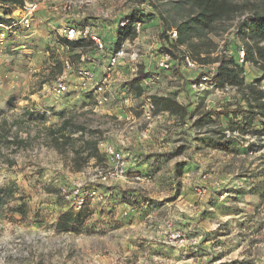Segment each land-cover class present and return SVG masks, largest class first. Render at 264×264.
Masks as SVG:
<instances>
[{
    "label": "rangeland",
    "instance_id": "1",
    "mask_svg": "<svg viewBox=\"0 0 264 264\" xmlns=\"http://www.w3.org/2000/svg\"><path fill=\"white\" fill-rule=\"evenodd\" d=\"M231 1L245 7L241 14L177 48L161 35L198 15L189 0H25L37 6L31 27H0V187L14 189L0 208V264H264V116L255 117L246 132L240 122L252 108L264 111V104L253 98L246 104L238 88L222 98L208 93L199 98L191 88L195 72L177 69L169 76L155 66L168 47L177 57L198 47L205 62L195 58L205 65H212L222 51L237 60V50L244 47L241 25L247 15L264 8V0ZM20 7L0 8V24L19 22L24 15ZM127 18H141L143 29L131 30L121 43L139 47L141 55L136 64L121 63L117 84L157 72L160 81L154 88L137 95L132 105L111 99L95 108L93 99L74 92L78 80L69 77L70 94L56 95L62 61L77 60L66 49L62 29L91 25L97 32L107 26L113 33L110 42L119 47L120 23ZM74 49L95 54V45ZM243 66L246 84L264 81L259 67ZM147 95L175 97L189 115L180 119L157 111L154 127L147 130L142 117ZM240 108L237 117L220 114ZM63 122L74 139L66 146L63 139L56 144L53 135ZM90 139H102L124 154L123 177L91 181L98 169L111 167L99 144L104 161L93 158L74 171L73 147ZM179 164H185L181 173ZM81 180L102 198L75 209L59 186L71 188ZM22 205L25 217L16 213ZM71 210L83 213L82 220L73 230L58 229L61 215ZM228 210L229 217L220 216ZM217 220L222 224L215 226ZM171 229L187 232L186 246L174 243Z\"/></svg>",
    "mask_w": 264,
    "mask_h": 264
},
{
    "label": "built area",
    "instance_id": "2",
    "mask_svg": "<svg viewBox=\"0 0 264 264\" xmlns=\"http://www.w3.org/2000/svg\"><path fill=\"white\" fill-rule=\"evenodd\" d=\"M4 5L3 0H0V8ZM19 22H13L10 25L0 24V27L5 30L12 31L16 27L27 29L31 27V21L33 13L37 6L32 3L25 2L24 6L20 7ZM249 15H247L248 17ZM120 29H125L128 26V21L120 23ZM133 31L140 33L143 29V22L137 21L132 24ZM61 36L66 41H83L91 40L95 45V54H85L71 47L68 43L66 49L69 54L78 55L77 60L67 57L62 61V73L57 77L54 92L58 96H67L71 92L69 77H75L78 80L76 84L77 89L80 90L87 97L94 100L95 108H100L110 102L111 99H115L120 104L132 105L138 98L137 94L130 90L128 86L118 85V77L120 72L118 67L125 60L130 61L133 64L138 63L141 55V49L139 47H131L129 45L121 43V45L114 46L113 43L99 37L93 30L91 25H85L78 27L76 25H68L61 31ZM169 36L172 41H176L178 38V32L172 30L169 32ZM102 58V63L99 64L98 58ZM246 52L244 47H239L237 50V62L239 65H246L245 61ZM97 59V61H96ZM219 63L214 62L212 65H205L200 63L190 52L186 51L174 57L171 53L162 50L156 57L155 66L160 73H166L167 75H173L176 69L193 71L197 77L195 81L191 83V88L195 89L199 93V98H204L205 94L208 93L210 97L214 98L218 96L222 98L225 91L237 90L236 86H226L220 88L215 82L216 69ZM136 65H134L135 67ZM134 74L137 72V67L131 70ZM135 78L138 79L140 87L143 90V94L150 88H154L156 83L160 81V74L152 73L150 76L140 78L135 74ZM260 88L264 91V81L260 84ZM83 94V95H84ZM80 95H76V98ZM143 110V121L147 124V130L154 127V121L159 116L157 113L156 106L151 96L147 95L144 99ZM168 113V112H163ZM102 139L98 143L100 147L105 148V154L107 155L111 167L107 170H97L96 175L91 179L92 182L108 183L113 179L123 177L127 172L125 168V156L122 152L118 151L113 145L108 143H102ZM204 179L208 176L204 175ZM86 182L81 180L75 182L71 188L66 185L59 186V193L72 205L75 209H82L86 207L87 201H96L102 198V195L96 187L92 189L86 188ZM216 186L221 188L220 183L216 182ZM224 192L226 190H223ZM168 227L172 228V224L168 223ZM171 238L176 245L184 247L188 243L187 232L182 230L171 229Z\"/></svg>",
    "mask_w": 264,
    "mask_h": 264
},
{
    "label": "trees",
    "instance_id": "3",
    "mask_svg": "<svg viewBox=\"0 0 264 264\" xmlns=\"http://www.w3.org/2000/svg\"><path fill=\"white\" fill-rule=\"evenodd\" d=\"M191 5L197 9L198 15L190 18L188 21L182 22L177 27L178 38L176 41H172L170 36L166 33H163L161 36L163 39H166L168 44L178 47L184 46L188 41H191L193 38H202L205 32H210L215 28L217 22L223 21L224 19L239 15L244 10L243 5H238L237 3L231 0H189ZM4 4H13L24 6L25 0H3ZM3 20V19H0ZM128 21V26L125 29H119V45L125 39L126 35L132 30V24L137 21L143 22L141 18L135 21L126 19ZM4 22V21H3ZM242 31V41L244 42V48L246 52L245 61L248 63H253L255 66L259 67L260 70L264 72V8L260 11H257L253 15L246 17L244 22L241 25ZM135 32V31H133ZM70 46L74 48H82L83 46L94 45V42L91 40L83 41H66ZM196 48L195 53H191L194 57L198 58L199 61L205 62V59L199 58L200 49ZM167 52L171 53L174 57L177 58V55L169 47L166 48ZM86 53V50L81 51ZM78 58V55H75ZM214 62L219 63L216 69L215 82L218 87L224 88L228 86H236L239 92L242 93L243 101L246 104L250 105L251 98L255 102L264 104V91L260 88V80H256L253 83L246 84L244 81V66L239 65L237 60L232 57H227L225 52L222 51L218 59H215ZM62 71V70H61ZM177 72V69L174 73ZM125 86H128L130 90L136 92L138 96H142L143 90L140 87L138 79H131L125 83ZM153 102L156 106L157 111L168 112L172 115H176L180 119H185L189 115L188 107L180 103L175 97L167 95H155L152 96ZM255 108H252V111L248 112L245 117L240 121L243 123L244 131L246 128L251 127L255 121V117L264 116V111H256ZM242 112V109H235L234 111H222L220 114L224 117L229 118L232 113L234 116H238ZM214 114V111H210L208 115ZM66 122H63L62 127L57 131L53 132L54 141L56 144H59L60 140H64L66 145L70 144V141L74 139L70 134L65 133ZM241 128V127H239ZM60 134V135H59ZM264 134V132H263ZM61 145V144H59ZM217 149L223 151H229L230 147H216ZM74 152V171H81L88 162L96 158L97 163L104 161L103 155L101 154L98 148V142L94 139L84 141V144L79 147H73ZM185 164L177 165V170L181 173L184 169ZM51 192V191H50ZM14 195V189L8 185L0 187V208L8 202V199ZM16 213L20 216H26L25 206L22 205L17 207ZM83 213H76L75 211H67L63 213L59 219L58 229L63 231H70L76 228L78 222L83 218Z\"/></svg>",
    "mask_w": 264,
    "mask_h": 264
},
{
    "label": "crops",
    "instance_id": "4",
    "mask_svg": "<svg viewBox=\"0 0 264 264\" xmlns=\"http://www.w3.org/2000/svg\"><path fill=\"white\" fill-rule=\"evenodd\" d=\"M97 32H95L99 37H101V38H103V39H105V40H107V41H111L112 40V38H111V36H112V30H110V28L109 27H107V26H105V28H103V29H101V28H99V29H97L96 30ZM111 38V39H110ZM102 59H101V57H99L98 58V62H99V64L100 63H102V61H101ZM195 177V175L194 176H192L191 178H194ZM194 196H195V194L194 193H192V197H191V199H192V201H194L193 200V198H194ZM200 213V211H195L194 213L196 214V215H198L199 213ZM231 212V210H228V211H225V212H223L222 211V213H221V217H229V213ZM237 215V214H236ZM239 215V214H238ZM193 217H194V215H193ZM207 220V219H206ZM202 223H203V221H201ZM216 225L215 226H219L220 224H222V222L221 223H219V221L217 220V223H215ZM224 224V223H223ZM228 224H231V222L230 221H228ZM205 226H206V224H205ZM224 238H225V236H224Z\"/></svg>",
    "mask_w": 264,
    "mask_h": 264
}]
</instances>
